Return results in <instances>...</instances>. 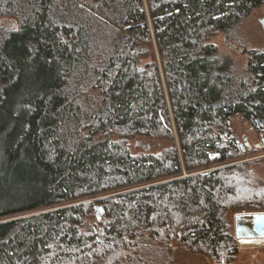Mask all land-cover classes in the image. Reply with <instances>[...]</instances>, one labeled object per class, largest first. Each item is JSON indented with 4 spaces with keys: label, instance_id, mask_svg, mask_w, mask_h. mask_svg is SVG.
I'll return each mask as SVG.
<instances>
[{
    "label": "trees",
    "instance_id": "1",
    "mask_svg": "<svg viewBox=\"0 0 264 264\" xmlns=\"http://www.w3.org/2000/svg\"><path fill=\"white\" fill-rule=\"evenodd\" d=\"M261 7L0 0V19L16 24L0 22V264H162L175 244L231 262L238 240L225 217L260 213L264 192L247 163L198 172L237 159L234 117L264 134V49L239 46L246 71L226 69L210 39L236 42ZM164 86L183 162L176 148L126 146L174 139Z\"/></svg>",
    "mask_w": 264,
    "mask_h": 264
},
{
    "label": "rangeland",
    "instance_id": "2",
    "mask_svg": "<svg viewBox=\"0 0 264 264\" xmlns=\"http://www.w3.org/2000/svg\"><path fill=\"white\" fill-rule=\"evenodd\" d=\"M0 22L9 29L16 28V24H14L13 22H6L2 21L1 19ZM263 22L264 7H261L254 10L252 14L244 19L234 31L236 42L232 41V39H228L225 33L215 34L211 37L210 43L218 47L219 54L222 57V61L220 64L223 65V67L227 69L235 63L237 64L239 70H242L244 72L246 71L248 57L242 52L243 48L245 50L264 49ZM226 41L232 43L234 46L227 44ZM239 46L243 48H240ZM234 47H236L237 49ZM153 49L159 61L157 46L155 42ZM159 68L160 70H162L160 64ZM164 88L168 103L167 110H169V117L171 119L173 131L175 132L174 139L156 140L146 137H135L127 140L126 138V146H129L130 152H132L133 154H137L139 156L141 154H151L158 157L162 156L165 151L176 148L179 152L180 159L183 162L182 151L179 147L180 142L176 134L174 125L173 113L168 102L169 99L167 89L165 86ZM227 132L232 133V135L236 139V145L239 148L237 159L232 161V163L230 162L229 164L225 165L213 164L207 167V169H204L198 173L209 172L229 165L231 166L247 163L248 165L244 169L248 171V175L251 179L250 181L252 182L251 185H255L258 188L257 190H259V192H264V134L253 131L252 127L242 116H236L231 119L229 123V130ZM243 138H246L247 140L245 141L243 140ZM247 142L251 145V147H247ZM258 145H260V147H256ZM184 176H188V173L185 172ZM248 186L249 185H247V187ZM255 192L257 193V191ZM90 201L93 202L95 200L93 199ZM95 212L97 214L98 211L96 210ZM261 213L264 214V210H261L260 213H253L250 211H243L242 213L229 212L226 215L225 219L232 226L234 232L235 218L237 215L242 216ZM236 244L238 246V253L231 262L219 261L218 259H213L209 256L195 254L187 250L178 248L175 244L174 246H172L173 254L168 259L169 262L165 261L162 264H264V239H243L238 240V243Z\"/></svg>",
    "mask_w": 264,
    "mask_h": 264
},
{
    "label": "water",
    "instance_id": "3",
    "mask_svg": "<svg viewBox=\"0 0 264 264\" xmlns=\"http://www.w3.org/2000/svg\"><path fill=\"white\" fill-rule=\"evenodd\" d=\"M264 26V22H263ZM243 140H247L243 138ZM238 142V141H237ZM264 143V142H263ZM247 147L251 145L247 142ZM260 147V145L256 146ZM213 157V156H212ZM98 220L101 219L103 214L102 209H96ZM235 238L237 240L243 239H264V214H253V215H237L235 218Z\"/></svg>",
    "mask_w": 264,
    "mask_h": 264
},
{
    "label": "flooded vegetation",
    "instance_id": "4",
    "mask_svg": "<svg viewBox=\"0 0 264 264\" xmlns=\"http://www.w3.org/2000/svg\"><path fill=\"white\" fill-rule=\"evenodd\" d=\"M261 214H263V213H261Z\"/></svg>",
    "mask_w": 264,
    "mask_h": 264
}]
</instances>
